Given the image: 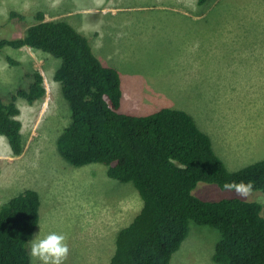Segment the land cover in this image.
Here are the masks:
<instances>
[{"label":"rangeland","instance_id":"obj_1","mask_svg":"<svg viewBox=\"0 0 264 264\" xmlns=\"http://www.w3.org/2000/svg\"><path fill=\"white\" fill-rule=\"evenodd\" d=\"M215 1L199 6L197 0H0V40L21 38L34 23L11 18L14 11L29 17L43 12L46 20L70 23L99 60L119 72L120 113L148 116L165 108L189 113L226 169L235 172L264 159V0ZM203 11L211 17L207 26L208 21L178 14ZM201 39L209 51L196 45ZM7 56L18 64L11 65ZM60 64L28 47L7 46L0 53L1 99L7 102L27 88L33 71L43 75L47 91L33 105L17 101L25 142L20 156L0 136V206L26 190L38 192L34 234L67 233L71 251L62 264H108L117 232L140 212L142 200L132 183L110 179L104 165L74 167L59 155L57 139L71 122L69 104L54 80ZM193 194L205 201L239 198L264 206L260 191L243 196L200 182ZM220 239L216 228L193 222L171 264H217Z\"/></svg>","mask_w":264,"mask_h":264},{"label":"trees","instance_id":"obj_2","mask_svg":"<svg viewBox=\"0 0 264 264\" xmlns=\"http://www.w3.org/2000/svg\"><path fill=\"white\" fill-rule=\"evenodd\" d=\"M10 17L34 23L21 38L1 39L0 53L7 46L28 47L61 60L54 80L71 122L57 139L59 155L74 167L104 165L110 179L132 183L142 200L140 212L117 232L108 264H171L193 222L219 231L217 264H264L263 205L239 198L205 201L193 194L200 182L223 190L225 183L251 182V191L264 193V159L231 172L189 113L170 108L148 116L120 113V74L99 60L87 37L64 20H46L43 12L29 17L14 11ZM30 77L29 86L9 101L0 98V136L14 156L25 149L17 101L33 105L47 93L39 71ZM40 207L34 190L0 206V264H31L27 241L39 224Z\"/></svg>","mask_w":264,"mask_h":264},{"label":"clouds","instance_id":"obj_3","mask_svg":"<svg viewBox=\"0 0 264 264\" xmlns=\"http://www.w3.org/2000/svg\"><path fill=\"white\" fill-rule=\"evenodd\" d=\"M225 189H234L238 194L246 196L252 190L251 182L245 184L225 183ZM27 243L30 245V256L33 262L38 264H62L71 251V245L64 231L54 230L43 236L34 234L33 238Z\"/></svg>","mask_w":264,"mask_h":264},{"label":"crops","instance_id":"obj_4","mask_svg":"<svg viewBox=\"0 0 264 264\" xmlns=\"http://www.w3.org/2000/svg\"><path fill=\"white\" fill-rule=\"evenodd\" d=\"M217 1V0H216ZM215 1V3H216ZM182 3L183 0H181ZM184 11V10H183ZM179 16H182V17H185V18H190V19H193L194 21L196 22H200V21H208V22H204V25L207 26L209 25V21L211 20V17H209V13L208 12H200V13H193V12H180L178 13ZM60 20V19H59ZM100 22V21H98ZM102 25V22L100 23ZM80 29V28H79ZM85 29V28H84ZM81 30V29H80ZM95 36L98 37L99 36V33H98V30H96V33H95ZM196 41V45L198 46H203V49L204 50H207L209 51L210 49V44H208L205 40H195ZM212 45H214L213 41L211 42ZM121 77V76H120ZM122 81V80H121ZM123 91V90H122Z\"/></svg>","mask_w":264,"mask_h":264},{"label":"bare ground","instance_id":"obj_5","mask_svg":"<svg viewBox=\"0 0 264 264\" xmlns=\"http://www.w3.org/2000/svg\"><path fill=\"white\" fill-rule=\"evenodd\" d=\"M202 8V7H201Z\"/></svg>","mask_w":264,"mask_h":264}]
</instances>
